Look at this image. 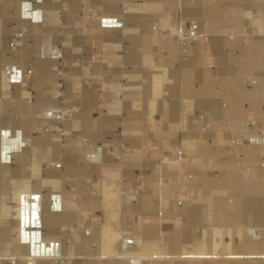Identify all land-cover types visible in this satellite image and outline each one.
<instances>
[{
  "label": "crops",
  "instance_id": "0c3cea01",
  "mask_svg": "<svg viewBox=\"0 0 264 264\" xmlns=\"http://www.w3.org/2000/svg\"><path fill=\"white\" fill-rule=\"evenodd\" d=\"M82 1L0 0V264H264V0Z\"/></svg>",
  "mask_w": 264,
  "mask_h": 264
},
{
  "label": "built area",
  "instance_id": "2783aa9c",
  "mask_svg": "<svg viewBox=\"0 0 264 264\" xmlns=\"http://www.w3.org/2000/svg\"><path fill=\"white\" fill-rule=\"evenodd\" d=\"M81 9L82 19L78 22L79 24L77 25V28L83 34L87 33L88 35H91L92 40H94V44L96 45L99 38L98 32L95 31V28L103 21L104 16L100 14L99 10L96 9L88 0L83 1Z\"/></svg>",
  "mask_w": 264,
  "mask_h": 264
},
{
  "label": "rangeland",
  "instance_id": "374dc122",
  "mask_svg": "<svg viewBox=\"0 0 264 264\" xmlns=\"http://www.w3.org/2000/svg\"><path fill=\"white\" fill-rule=\"evenodd\" d=\"M84 1V0H83ZM83 1L81 2V7H82V4H83ZM87 1V0H86ZM96 9H98L99 10V13L100 14H102V12H101V10H100V8L97 6V5H95L94 3H92L90 0H88ZM82 10V9H81ZM103 15V14H102ZM82 12H80V17H79V19L77 20V21H75L74 22V28L76 29V31L79 33V34H81V35H84V36H86V37H88L89 39H90V42H91V45H92V47L93 48H96L97 47V44H98V41L96 42V45L94 44V40H92V37H91V35H88L87 33L86 34H83L81 31H79L78 30V28H77V25L79 24L78 22L82 19ZM101 24V23H100ZM100 24L98 25V26H96V28H95V31L96 32H98V38H99V31H98V28H99V26H100ZM83 28V27H82ZM84 29V28H83ZM94 44V45H93ZM95 46V47H94ZM99 54L97 53V52H95L94 53V55H93V58H95V57H97Z\"/></svg>",
  "mask_w": 264,
  "mask_h": 264
}]
</instances>
